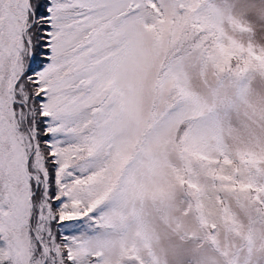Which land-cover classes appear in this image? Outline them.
I'll return each mask as SVG.
<instances>
[{"label": "snow or ice", "instance_id": "obj_1", "mask_svg": "<svg viewBox=\"0 0 264 264\" xmlns=\"http://www.w3.org/2000/svg\"><path fill=\"white\" fill-rule=\"evenodd\" d=\"M177 212L202 264H264L250 29L219 0H0V264H165Z\"/></svg>", "mask_w": 264, "mask_h": 264}, {"label": "clouds", "instance_id": "obj_2", "mask_svg": "<svg viewBox=\"0 0 264 264\" xmlns=\"http://www.w3.org/2000/svg\"><path fill=\"white\" fill-rule=\"evenodd\" d=\"M219 6L234 20L251 31V41L256 46H264V0H219ZM243 39L247 42L249 34ZM184 220L185 227L177 230L163 223L154 222L158 241L154 243L157 257L165 264H202L206 255H212L211 248L193 237L192 221L177 212Z\"/></svg>", "mask_w": 264, "mask_h": 264}]
</instances>
